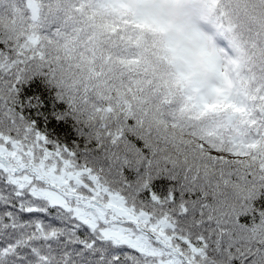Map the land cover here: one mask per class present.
<instances>
[{
  "label": "snow or ice",
  "instance_id": "6c2138e0",
  "mask_svg": "<svg viewBox=\"0 0 264 264\" xmlns=\"http://www.w3.org/2000/svg\"><path fill=\"white\" fill-rule=\"evenodd\" d=\"M67 31L59 11L19 41L0 28V264H189L190 245L204 248L207 241L201 236L193 244L185 228L207 230L218 216L229 222L221 228L231 231L232 264H264V237L245 234L264 219V179L246 174L261 187L241 204L227 186L217 192L178 174L136 119L115 135L106 125L107 136L93 138L86 121L109 102L86 96L83 84L73 87L52 44L63 43ZM219 43L229 49L226 37ZM256 71L264 77V60ZM257 84L259 102L264 79ZM206 103L226 109L229 100L214 92ZM253 119L256 136H264V111ZM229 131L219 118L205 124L197 151L219 152L216 161L235 155L226 151ZM257 172L264 177V168ZM231 178L241 181L236 173Z\"/></svg>",
  "mask_w": 264,
  "mask_h": 264
},
{
  "label": "trees",
  "instance_id": "16d2710c",
  "mask_svg": "<svg viewBox=\"0 0 264 264\" xmlns=\"http://www.w3.org/2000/svg\"><path fill=\"white\" fill-rule=\"evenodd\" d=\"M193 2L209 10L211 19L236 50L229 92L217 93L229 100L226 109L207 107L206 101L213 96L202 90L206 72L198 67L199 62L192 63L196 69L186 68L191 62L179 53L184 45L145 11L150 0H28L27 4L25 0H0V28L12 33L9 39L19 41L27 33L35 35L41 24L59 11L67 18L68 31L63 43L52 44L68 65L73 87L83 84L86 96L91 93L109 102L104 111L96 108L86 121L93 129V138L106 137V125L115 135L129 119H136L138 126L152 133L149 144L178 174L201 187L214 186L217 192L221 185L227 186L243 204L261 187L247 180L246 174L252 172L257 179H264L257 172V165L264 168V136H256L259 125L253 119L257 110L264 111V100L257 102V82L264 77L256 71L264 60V0ZM93 107L89 104V109ZM221 112L224 115H219ZM217 118L231 129L227 141L232 147L226 151L235 152L221 161H216L219 152L210 156L207 149L197 151L200 129ZM190 128L196 130L190 132ZM223 143L215 146L222 147ZM217 163L221 166L216 167ZM233 173L241 177L240 182L231 178ZM218 220L207 230L185 228L193 244L201 236L207 241L204 248L190 245L192 263L232 264L234 253L227 250L231 231L221 228L229 222L223 216ZM245 234L264 237V219L245 229ZM197 253L200 260H196Z\"/></svg>",
  "mask_w": 264,
  "mask_h": 264
},
{
  "label": "rangeland",
  "instance_id": "374dc122",
  "mask_svg": "<svg viewBox=\"0 0 264 264\" xmlns=\"http://www.w3.org/2000/svg\"><path fill=\"white\" fill-rule=\"evenodd\" d=\"M34 4L31 5L33 11ZM145 11L152 13L153 17L174 33V38L184 45L179 53L191 62L186 65L187 69H196L192 63L199 62L198 67L206 72L207 80L205 79L201 86L207 96H213L214 92H229L232 81L230 72L236 50L211 19L209 10L193 0H185L183 3L181 0H150ZM221 37L228 39V50L219 43ZM206 48L214 53L212 58L208 56Z\"/></svg>",
  "mask_w": 264,
  "mask_h": 264
},
{
  "label": "water",
  "instance_id": "95a60500",
  "mask_svg": "<svg viewBox=\"0 0 264 264\" xmlns=\"http://www.w3.org/2000/svg\"><path fill=\"white\" fill-rule=\"evenodd\" d=\"M189 264H194V263H192L191 261H189Z\"/></svg>",
  "mask_w": 264,
  "mask_h": 264
}]
</instances>
